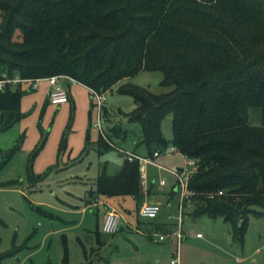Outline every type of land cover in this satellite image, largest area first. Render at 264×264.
Masks as SVG:
<instances>
[{"label":"trees","instance_id":"trees-1","mask_svg":"<svg viewBox=\"0 0 264 264\" xmlns=\"http://www.w3.org/2000/svg\"><path fill=\"white\" fill-rule=\"evenodd\" d=\"M141 71L161 72L164 91L130 82ZM54 75L84 85L90 97L115 85L129 95L138 145L150 156L173 146L196 160L187 184L192 216L222 218L243 243L250 216L264 215V0H0V79ZM22 95L20 84L0 91V131L21 118ZM250 108L260 125L248 123ZM112 131L122 137L119 127ZM141 191V166L126 158L88 193L138 199Z\"/></svg>","mask_w":264,"mask_h":264},{"label":"rangeland","instance_id":"rangeland-1","mask_svg":"<svg viewBox=\"0 0 264 264\" xmlns=\"http://www.w3.org/2000/svg\"><path fill=\"white\" fill-rule=\"evenodd\" d=\"M161 79V72L141 71L129 80L160 93L164 91ZM49 87L43 79L34 89L22 84L21 118L0 131V162L8 160L0 169V256L12 253L0 264H63L64 243L69 264H168L176 242L172 238L156 241V234L165 232L152 226L177 223L181 192L170 171L191 168L186 157L167 147L152 158L144 145H138L139 125L126 116L134 109L132 98L119 94L117 85L104 93L100 111L82 85L71 84L67 103L59 105L48 101ZM98 118L104 136L95 125ZM248 123L260 125L258 109H249ZM118 127L121 138L112 135V128ZM161 131L171 139L170 116L162 120ZM100 137L108 146L99 145ZM131 152L151 159L141 165V197L159 204L160 212L155 219L141 218L132 197L105 198L121 215L120 230L97 234L104 206L92 203L85 207L84 198L99 174H118ZM161 180L165 185H160ZM191 212L186 211V240L179 245L186 264H264V215L250 216L239 244L232 240L230 226L222 218H195ZM137 224L143 226L145 235L136 231Z\"/></svg>","mask_w":264,"mask_h":264},{"label":"built area","instance_id":"built-area-1","mask_svg":"<svg viewBox=\"0 0 264 264\" xmlns=\"http://www.w3.org/2000/svg\"><path fill=\"white\" fill-rule=\"evenodd\" d=\"M49 86L50 90L48 92V100L53 105H59L62 103H66L68 101V94L62 83L66 82L68 84H75L77 83L74 79L64 76V75H54L49 76L47 78H44ZM41 79H23L19 76H15L13 78L3 77L0 79V91H3L7 85H10L12 87L16 86L17 84L21 85H30L31 89L36 88V82ZM92 97L96 100V105L101 110V107L105 103V97L104 94H98L93 91H91ZM99 130L101 131V134L104 136L101 125H100V118H98L97 123L95 124ZM169 152H176V149L173 146L168 147ZM161 154V151H156L153 153L152 158L158 157ZM127 159L129 161L136 159L138 160L140 166L144 165L145 163H148L151 161L149 157L139 156L134 153L127 154ZM187 159V166H190L191 168H188L185 172H181L180 170H172L170 171L172 175L175 177L176 185L180 188V203L178 205V211H177V223H175V226L168 232L162 233L158 232L156 234V241H163L167 236L173 237L176 242V249L172 253V257L169 261L170 264H179V245L181 241L185 238V234L183 232V223L184 218L186 217V211L188 207V192H187V184L189 178L192 176V174L195 172L197 167V162L194 159L186 158ZM160 185H165V181L161 180ZM218 194H221V192H218ZM160 212V205L157 203H148L144 202L140 205L138 209V215L145 219H155ZM120 227V216L115 210H106L103 219L101 221V231L105 234H115L118 232ZM196 237H201V234H196Z\"/></svg>","mask_w":264,"mask_h":264},{"label":"crops","instance_id":"crops-1","mask_svg":"<svg viewBox=\"0 0 264 264\" xmlns=\"http://www.w3.org/2000/svg\"><path fill=\"white\" fill-rule=\"evenodd\" d=\"M42 80V79H41ZM43 80H45V79H43ZM82 85V84H80V83H75V84H72V85ZM63 85V84H62ZM65 85V86H64ZM64 88L66 89V91L68 92V96H69V94H70V87H71V84H68V83H66V82H64ZM82 86H84V85H82ZM85 87V86H84ZM85 88H87V87H85ZM49 89H50V87H49ZM88 89V88H87ZM89 90V89H88ZM67 103V102H66ZM62 104H64V103H62ZM53 105V104H52ZM135 106H134V104H133V108H134ZM131 153H134V154H136V155H139V154H137V153H135V152H131ZM139 156H142V155H139ZM145 157V156H144ZM90 190V189H89ZM88 190V191H89ZM117 197H120V196H117ZM123 197H126V196H123ZM127 197H129V196H127ZM113 198V197H112ZM94 201H93V200ZM110 199V198H109ZM108 199V200H109ZM134 199V198H133ZM108 200H106L105 199V197H96V198H92V197H90V195H89V193H88V197H85L84 198V202H85V207L86 206H89L90 204H92V203H95V204H102V206H104V210H103V213H102V216H101V219H100V221H99V223H98V231H97V234H99V233H103L102 231H101V221H102V219H103V216H104V214H105V212H106V210H107V207H112L117 213H118V215L119 216H121L120 215V213H119V211L108 201ZM136 201H137V203H138V208H137V216H139L138 215V209H139V207H140V205L142 204V203H144L145 201V199H144V196L143 197H141V198H138V199H135ZM190 209H192V204L189 202L188 203V207H187V211L188 210H190ZM84 210V209H83ZM109 210V209H108ZM127 212H129L128 210H127ZM158 216V215H157ZM140 217V216H139ZM142 218V217H141ZM157 218V217H156ZM120 222H121V217H120ZM154 226H152L154 229H156L157 228V225H162L163 227H165L166 228V230H164V232H168V231H170L174 226H175V224H169V223H155V224H153ZM130 226V225H129ZM130 227H132V226H130ZM135 229H136V231L138 232V233H141L142 235H145L146 234V232L144 233V228H143V226H141L140 224H137V226L135 227ZM159 230H160V228H158ZM119 230H120V227H119ZM118 230V231H119ZM161 230H163V229H161ZM145 231H147V233H148V229H146ZM163 232V231H162ZM105 234V233H104ZM198 234V233H197ZM195 236H196V234H195ZM99 237H97V239H98ZM168 238H172V239H174L173 237H170V236H167L164 240H163V242H165ZM199 238V237H198ZM175 240V239H174ZM186 240V236H185V238L182 240V241H185ZM181 241V242H182ZM98 243H100V240L98 241ZM181 244V243H180ZM186 261H183V259L180 257V254H179V264H186L185 263ZM67 264H69V260H67ZM168 264H170V263H168Z\"/></svg>","mask_w":264,"mask_h":264},{"label":"water","instance_id":"water-1","mask_svg":"<svg viewBox=\"0 0 264 264\" xmlns=\"http://www.w3.org/2000/svg\"><path fill=\"white\" fill-rule=\"evenodd\" d=\"M88 138V137H87Z\"/></svg>","mask_w":264,"mask_h":264}]
</instances>
